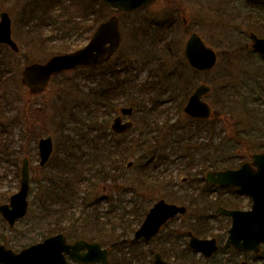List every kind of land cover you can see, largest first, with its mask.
I'll use <instances>...</instances> for the list:
<instances>
[{"label":"rangeland","instance_id":"rangeland-1","mask_svg":"<svg viewBox=\"0 0 264 264\" xmlns=\"http://www.w3.org/2000/svg\"><path fill=\"white\" fill-rule=\"evenodd\" d=\"M82 6V0H0V13L9 15L11 37L19 47L15 54L0 44V57L10 68L7 99L0 112L19 117V126L12 131L16 143L0 146V198L4 197L0 203L18 189L22 158H28L30 167L28 212L11 229L0 215V243L17 251L29 244L22 243L29 236L40 240L52 223L73 241L78 237L98 241L109 250L108 264H150L144 251H160V240L185 241V231L190 229L198 237L216 238L219 251L211 261L203 262L182 247H162L170 261L176 257L181 261H175L178 264L191 259L195 264H239L241 260L262 264L264 246L262 255H244L224 245L230 219L215 208L248 209L249 197L233 187L211 190L202 178L209 168L236 167L249 153L264 151V59L252 51L247 35L253 31L264 36V0H159L134 11L117 12L122 40L109 61L91 72L78 69L58 74L42 93L27 94L20 84L25 63L44 62L66 52H57L66 46L67 51L82 46L98 14L107 18L116 12L99 3L97 13L82 16ZM191 32L217 52V63L210 71L193 70L183 56ZM111 73L122 78L120 86L126 87L119 92L116 107L135 108L134 129L119 136L109 133L115 110L108 101L100 100L101 112L84 108L90 101L87 90L111 82ZM199 83L211 86L204 97L214 111L208 121L192 120L182 111L183 101ZM88 133L103 138L107 148L129 145L121 175L114 171L106 181L95 183V170L108 162L106 154L100 156L101 162L100 150L85 142ZM45 136L52 138L53 151L45 167H40L37 140ZM189 137L193 142L185 148ZM68 140L72 146L66 145ZM142 141L153 142L149 151L155 154L172 158L178 148L184 156L175 159L165 173L147 171L150 179L144 181L142 166L148 157L144 160L142 155L150 152L141 150L144 144L137 147ZM129 161L133 164L127 165ZM57 172L61 173L57 176ZM51 185L58 186L67 199L46 198L44 190ZM159 198L185 205V214L171 220L150 243L130 244L132 229ZM62 210L75 213L60 219Z\"/></svg>","mask_w":264,"mask_h":264},{"label":"water","instance_id":"water-1","mask_svg":"<svg viewBox=\"0 0 264 264\" xmlns=\"http://www.w3.org/2000/svg\"><path fill=\"white\" fill-rule=\"evenodd\" d=\"M155 0H103L107 5L117 10H133L150 4ZM252 48L264 54V38L250 33ZM121 40L119 18L110 15L95 28L88 42L82 47L49 57L45 62L26 64L20 74L21 83L27 87L29 95H37L44 91L52 75L60 72L95 67L107 61L117 50ZM0 43L8 44L14 51H18L16 43L11 38L10 18L6 12L0 14ZM184 54L189 63L198 70H208L216 62L214 50L207 47L196 33H191L184 47ZM210 87L199 84L189 96L183 110L192 118L207 119L211 116V108L202 96L209 92ZM131 106H121L119 115L114 117L111 129L123 133L132 127L131 121H122L121 115H131ZM39 163L44 165L52 152V140L49 136L38 140ZM251 162H244L236 169L208 170L205 179L212 185H238L243 192L252 197L250 210L226 209L218 207L219 212L231 217L232 222L228 230L226 244L236 250L244 252L259 251V244L264 242V152L253 153ZM29 189L28 160H22L20 168L19 189L12 194L8 203L0 204V213L12 227L15 221L23 217L28 208L27 193ZM185 208L174 204L158 201L149 210L145 219L134 233V239L150 238L160 226L177 213H183ZM189 246L201 251L209 257L216 250V239L197 238L189 232ZM86 249L85 253H79ZM85 263L101 261L108 263L107 250L101 249L96 242L84 240L66 243L62 234L45 238L39 243L31 244L15 252L0 244V264H66L64 255ZM153 264H171L155 255ZM240 264H246L241 261Z\"/></svg>","mask_w":264,"mask_h":264},{"label":"trees","instance_id":"trees-1","mask_svg":"<svg viewBox=\"0 0 264 264\" xmlns=\"http://www.w3.org/2000/svg\"><path fill=\"white\" fill-rule=\"evenodd\" d=\"M76 1L78 3H80V0H76ZM85 3L86 2H84V0H82V5H83L82 6V16H90L88 14V12H91V13L96 12L97 13V8L99 7V3L101 6H104L102 0H92V2L90 4L89 3L85 4ZM92 6H94V10L92 9ZM105 17H106L105 14L102 12H101V14H98V18H95L94 22L91 23V25L87 29L86 37L90 36V34L92 33V31L96 27V25L101 20L105 19ZM5 47H7V46H5ZM69 49L70 48L66 46V48L63 47V48L57 49V52H60V51L63 52V51H67ZM10 53H11V50H10ZM13 53H15V52H13ZM3 61H6V60H2L0 57V109H1L3 102L7 99V97H6V87H7L6 79H7V76L8 77L10 76V68L8 67L9 66L8 62L7 61L3 62ZM86 70H89V72H91V71L95 70V68L86 69ZM109 78H110L111 82H108L105 86L98 87V88H92V89L89 88V90H87V95H88V98L90 101L89 102L87 101L88 103L86 105H88V106L84 107V108H87V110L90 113L93 111L100 110L97 108V106L100 104V100L103 101V98L109 102L108 106L111 109L116 110V106L118 105L117 101L120 100L119 98H121V94L119 92H122V91L124 92V90H122V88H126V87L120 86L123 83V81H122V78L118 80L117 74L111 73ZM128 82H130V80ZM8 112H9V110H8ZM100 112H101V110H100ZM104 113H107V112L103 111L102 114H104ZM18 119H19V117L17 116V114H14L13 116H11V115L7 116L6 114H4V116H2V113L0 112V146L8 147V146L12 145V143H16V142H14V139H13L15 137L16 133H13L12 131L14 129H16L17 126H19L18 125V123H19ZM102 119L105 120V115L103 116ZM96 120L97 119H95V121ZM102 127H104V126L102 125ZM105 128H106V125H105ZM109 133L111 135H117L111 131ZM86 136H87V138L85 139V142L88 143L89 146H91L92 148L97 147L100 150V152L98 151L97 158L99 160H101V162H103V159H101L100 156H103L105 154L107 155L105 162H108V163L106 165L103 164L101 168H97L95 170L94 174L98 176L95 183L100 182V181H106L107 177L108 176L111 177L112 172H114V171H116V172L118 171V173H117L118 176L121 175L119 173V169L122 166L123 161L127 156L129 145L121 146L118 143V144H113V146H111V148L110 147L107 148V147H105V143L104 144L102 143V142H104L103 138H101L99 135L96 134L95 136H91L88 133V135H86ZM88 136H91V139H89ZM102 136H105V134ZM117 136H119V135H117ZM151 138H154V137H151ZM188 139H189V142H191V138L189 137ZM68 141L69 142L66 145L72 146V142L70 140H68ZM143 144H144V147L141 150L145 149V150H147L148 153L150 152L149 154H143L142 155L144 160L148 157L147 160L143 163L145 165L142 166V169H146V170L142 171L143 172L142 178L144 181H147L148 179H150V178H148L149 173L147 171L153 172V171H156L159 169L160 170L159 174L164 173V170L166 167H164V169H163V166H164V164L167 165V163H166L167 159L175 160L178 158H182L184 156V154H181L179 152H172V154L175 153L172 158H170V156H168V155H163L162 152H159L160 154H155L153 151H149V148L152 147V144H153L152 142L142 141L138 147L141 148L143 146ZM65 151L67 152L69 150L65 149ZM138 151H140V150H138ZM69 155H71V154H69ZM68 157H66V158H68ZM138 157L141 160V157L139 155H138ZM62 160L65 161V159H62ZM59 173H61V172L56 173L57 176ZM99 179H103V180H99ZM149 182H152V180H149ZM154 182L156 183L155 179L153 180L152 184H154ZM74 184H75V182L70 183V185H74ZM52 186H54V185H51V188H47L46 190H44V193L46 194V198L53 197V196H63V200L67 199V197L64 196V194L62 193V190H60L58 188V186L57 187H52ZM54 188H56V189H54ZM67 191H68V189L66 188L65 192H67ZM3 199H4V197L0 198V200H3ZM67 213L73 214V213H75V211H73V210H67V211L62 210L61 214H63V216H61L60 219H62L63 217L67 218ZM71 217H69V222H70ZM57 224H59V221H57ZM61 230H62V228L55 226L54 224L50 223V225L44 230L45 233H43L44 234L43 236H45L47 234L55 233V232L61 231ZM40 231H41V229H40ZM27 238H29L28 241L27 242L22 241V243H29V242H33L35 240V239H33L34 237H32V236H29ZM17 241H21V240H17Z\"/></svg>","mask_w":264,"mask_h":264},{"label":"flooded vegetation","instance_id":"flooded-vegetation-1","mask_svg":"<svg viewBox=\"0 0 264 264\" xmlns=\"http://www.w3.org/2000/svg\"><path fill=\"white\" fill-rule=\"evenodd\" d=\"M187 180H185L184 182H186ZM186 208V210H187V207H185ZM176 217H174V218H172L171 220H173V219H175ZM171 220H169L168 222H170ZM165 226H167V224L166 225H164V227ZM164 227H162L161 229H160V231L158 232V234H156V235H154L153 237H151L149 240H147V243H150L155 237H157L159 234H160V232L162 231V229L164 228ZM65 235V234H64ZM65 237H66V241L67 242H69V243H72V242H74L75 240H77V239H79V238H81V237H78V238H75L74 239V241H73V239H71L69 236H67V235H65ZM83 239V238H82ZM86 240V239H85ZM127 240V239H126ZM125 240H123V242H124ZM130 241H131V243H134V241H132L131 240V238H130ZM159 242V241H158ZM157 242V243H158ZM160 245H162L161 247H160V251H158V252H153V250L152 249H148L147 251V256H146V261L147 262H149L150 264H152V261H153V258H154V256H155V254L156 253H159L160 255H161V257L165 260V261H170L169 260V257L167 256V254L165 253V251H163V250H161V248L162 247H164V248H166V247H170V248H174V247H182L183 248V250H187L189 253H191V254H193V253H195V254H197V258L199 259H201V260H203L204 262H207V261H209V260H211V258H206V257H204V255L202 254V253H200V252H198V251H196V250H194L193 248H191L190 246H188V240H183V239H165V240H160ZM185 246V247H184ZM263 248H261V250H260V253L258 254V255H262V253H263ZM219 251V248L217 247V249H216V253L215 254H217V252ZM181 252V251H180ZM214 254V255H215ZM213 255V256H214ZM245 255H250V254H245ZM263 257V256H262ZM151 258V259H150ZM180 259H182V258H180ZM177 260H179V259H177L176 257H174L173 258V260L172 261H170V262H174L175 264H178V263H176L175 261H177ZM180 261V260H179ZM178 262V261H177ZM181 262V261H180ZM193 262H192V259L191 260H189V261H187V263L186 264H192ZM68 264H83V263H78V262H75V261H70L69 260V263ZM95 264H97V263H95ZM193 264H195V263H193ZM262 264H264V262L262 263Z\"/></svg>","mask_w":264,"mask_h":264}]
</instances>
